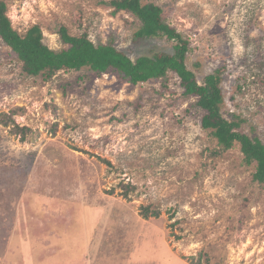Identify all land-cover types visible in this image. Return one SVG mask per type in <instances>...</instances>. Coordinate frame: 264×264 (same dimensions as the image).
<instances>
[{"label":"rangeland","instance_id":"1","mask_svg":"<svg viewBox=\"0 0 264 264\" xmlns=\"http://www.w3.org/2000/svg\"><path fill=\"white\" fill-rule=\"evenodd\" d=\"M3 1L13 29L40 27L54 51L63 26L131 60L174 53L133 40L138 21L109 0ZM139 1L189 42L198 82L221 71L223 116L264 141V0ZM169 78L167 90L86 69L45 82L0 40V115L12 121L0 123V264H264V184Z\"/></svg>","mask_w":264,"mask_h":264},{"label":"trees","instance_id":"2","mask_svg":"<svg viewBox=\"0 0 264 264\" xmlns=\"http://www.w3.org/2000/svg\"><path fill=\"white\" fill-rule=\"evenodd\" d=\"M106 5L114 12H124L138 21L140 27L133 34V40L166 39L174 42V53L160 52L131 60L113 44H95L86 33L71 36L63 26L56 27V33L65 48L54 51L43 43L40 27L32 26L23 34L13 29L7 16V4L3 0H0V40L17 56L23 75L29 78L40 77L45 82L59 72L86 69L96 76L110 72L131 86L160 81L161 86L167 90L171 80L169 74L174 75L180 95L186 100H193L192 107L201 112V128L216 140L222 151L237 146L243 162L254 167L252 183L263 185L264 141L243 131V120L239 116L233 114L230 119L223 116L221 71L207 74L202 82H198L195 74L186 66L189 42L164 23L162 10L158 6L150 3L142 5L139 0H109ZM18 111L14 110L12 115ZM6 116L0 115V123L8 124L10 121L12 124L11 117ZM3 118L7 120L3 122ZM141 214L143 218H148L150 215L156 217L158 212L142 207ZM196 260L194 264H201L199 258Z\"/></svg>","mask_w":264,"mask_h":264}]
</instances>
